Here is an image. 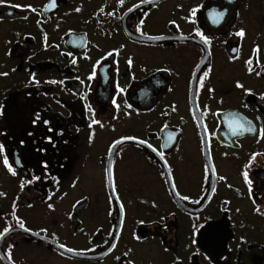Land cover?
<instances>
[{
  "label": "flooded vegetation",
  "instance_id": "af4514ba",
  "mask_svg": "<svg viewBox=\"0 0 264 264\" xmlns=\"http://www.w3.org/2000/svg\"><path fill=\"white\" fill-rule=\"evenodd\" d=\"M0 146V264H264V0H0Z\"/></svg>",
  "mask_w": 264,
  "mask_h": 264
},
{
  "label": "water",
  "instance_id": "95a60500",
  "mask_svg": "<svg viewBox=\"0 0 264 264\" xmlns=\"http://www.w3.org/2000/svg\"><path fill=\"white\" fill-rule=\"evenodd\" d=\"M10 232H12V230H7L6 232L3 233V235L9 234ZM53 244L61 252L68 254V255H71V256H75V257H93V256L99 255V254L103 253L105 250H107V248H106V249H104L98 253L93 254V253L81 252V251H77L74 249L66 248V247H63V246L56 244V243H53ZM0 253H1V251H0ZM2 255L5 258L4 254H2Z\"/></svg>",
  "mask_w": 264,
  "mask_h": 264
},
{
  "label": "rangeland",
  "instance_id": "374dc122",
  "mask_svg": "<svg viewBox=\"0 0 264 264\" xmlns=\"http://www.w3.org/2000/svg\"><path fill=\"white\" fill-rule=\"evenodd\" d=\"M53 260V259H52ZM56 261H61L62 259H59V258H57V259H55Z\"/></svg>",
  "mask_w": 264,
  "mask_h": 264
},
{
  "label": "snow or ice",
  "instance_id": "6c2138e0",
  "mask_svg": "<svg viewBox=\"0 0 264 264\" xmlns=\"http://www.w3.org/2000/svg\"><path fill=\"white\" fill-rule=\"evenodd\" d=\"M241 35H243V33H240ZM0 147H2V146H0ZM21 227H23V225H21Z\"/></svg>",
  "mask_w": 264,
  "mask_h": 264
}]
</instances>
